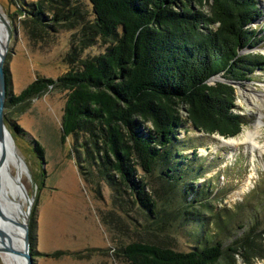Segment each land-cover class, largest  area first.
<instances>
[{
	"label": "trees",
	"instance_id": "obj_1",
	"mask_svg": "<svg viewBox=\"0 0 264 264\" xmlns=\"http://www.w3.org/2000/svg\"><path fill=\"white\" fill-rule=\"evenodd\" d=\"M83 1L91 7L93 19H89ZM18 8L29 18L27 28H47L44 15L48 13L53 30L77 33L66 58L69 68L56 80L37 78L13 97L5 71L7 128L8 112L14 106L29 103L49 88L65 92L63 140L83 136V146L92 145L85 149L87 158L96 155V169L102 177L116 193L128 190L155 225L167 224L168 216L177 221L187 215L191 223L188 207L173 215L166 211L157 215L144 185L135 182L136 171L139 167L150 174L156 161L173 148L186 123L197 132L224 139L241 133L245 121L234 113L233 84L250 82L264 68V55L243 51L264 42V30L250 27L262 17L257 0H37L34 5L22 0ZM99 41L107 45L105 52L82 58L83 52ZM218 75L225 80L210 84ZM34 151L39 158L43 156L39 145ZM175 156L178 159L179 153ZM163 173L174 178L170 168ZM188 191L180 192L187 195ZM97 192L100 195L98 187ZM201 193L193 192L191 200L204 201L206 208L208 195ZM231 211L211 213L207 220L194 219L199 227L189 236L193 245L187 252L131 242L120 245L119 254L129 264H236L235 256L240 254L242 263L249 264L253 256L241 251L251 248L264 223L249 218L256 227L240 240L224 245L221 236L239 209ZM30 221L33 255L35 225Z\"/></svg>",
	"mask_w": 264,
	"mask_h": 264
},
{
	"label": "rangeland",
	"instance_id": "obj_2",
	"mask_svg": "<svg viewBox=\"0 0 264 264\" xmlns=\"http://www.w3.org/2000/svg\"><path fill=\"white\" fill-rule=\"evenodd\" d=\"M36 1L23 0L28 5H34ZM20 2L22 0H0V9L12 31L3 70L7 72L8 91L13 97L19 96L37 78L56 80L65 74L69 68L66 58L74 43L73 35L77 33L57 27L53 30L48 13L44 15L47 28L37 31L27 28L29 18L20 12ZM257 2L262 17L250 27L259 31L264 30V0ZM82 3L89 11V19H93L89 4ZM204 9L208 11L209 8L204 6ZM106 47L99 41L87 48L82 58L102 54ZM243 51L264 55V42L255 49ZM224 80L218 75L210 80V84ZM233 87L236 95L234 113L245 121L241 133L251 130L256 122L260 123L259 143L252 154L242 145L235 149L219 148L212 136L197 132L186 123L178 131L173 148L156 161L150 174L139 167L136 171L135 182L144 185L157 215L163 214L162 211L173 215L175 210L183 211L188 207L191 223L186 215L177 221L168 216L167 224L155 225L151 220L153 217L136 205L128 190L118 194L102 177L96 169V155L87 158L85 149H91L92 145L85 144L84 147L86 139L83 136L78 140L73 136L63 140L65 92L49 88L29 103L11 108L7 129L15 154L26 164L28 174L22 183L28 198L32 199L27 223L28 228L30 220L35 225L34 254L30 253L33 264H129L118 250L120 245L131 242L187 252L193 245L189 236L199 227L194 219H211V213L223 210L239 209L227 233L221 236L224 245L240 240L250 228L256 227L257 223L249 222V218L264 223V68L258 70L250 82L234 83ZM260 103L261 110L258 109ZM181 116L184 120L183 112ZM36 145L43 149L41 158L34 151ZM166 167L172 170L174 178L164 175ZM184 188L190 190L187 195L180 192H184ZM241 190L242 196L234 197ZM198 191H202L200 195H208L206 208L202 206L204 201L200 204L191 200L193 192L197 194ZM26 209L27 206L24 212ZM263 232L264 228L259 229L251 248L241 249L244 255L253 256L249 264H264ZM235 260L236 264H245L240 254ZM0 264H4L1 255Z\"/></svg>",
	"mask_w": 264,
	"mask_h": 264
},
{
	"label": "bare ground",
	"instance_id": "obj_3",
	"mask_svg": "<svg viewBox=\"0 0 264 264\" xmlns=\"http://www.w3.org/2000/svg\"><path fill=\"white\" fill-rule=\"evenodd\" d=\"M6 24L8 19L0 9V56L6 52L8 46ZM261 108H263L262 103L259 104L258 109L261 110ZM259 129L260 123L256 122L251 130H244L236 138L224 139L215 135L212 139L219 148L235 149L242 145L252 154L259 143ZM25 165L20 156L10 150L9 139L5 133L4 140L0 143V209L6 219L16 223L25 220L26 212L23 209L28 205L26 189L22 183L24 176L28 174ZM242 194L243 190L235 193L234 197L240 198ZM4 224L0 226L6 234L0 237V255L3 262L4 264H24L23 258L16 252L22 249L23 231L9 222Z\"/></svg>",
	"mask_w": 264,
	"mask_h": 264
},
{
	"label": "water",
	"instance_id": "obj_4",
	"mask_svg": "<svg viewBox=\"0 0 264 264\" xmlns=\"http://www.w3.org/2000/svg\"><path fill=\"white\" fill-rule=\"evenodd\" d=\"M212 1V0H211ZM7 25V32H8V38H7V44L10 42L11 40V36H12V31H11V27ZM5 58V53H3L0 56V143L3 142L4 137H5V133L6 136H8L9 139V148L10 150L14 152V147H13V141H12V137L5 125V120H4V112H5V98H6V79H5V73L3 70V61ZM220 137V136H219ZM223 138V137H221ZM28 198V196H27ZM28 205H27V209H26V217L25 220H23L20 223H16L15 221H10L9 219H6V217L3 215V213L1 212L0 209V226H4V222L7 223H11L13 225H17L18 227H20L23 231V243H22V249L20 251H16L17 254L23 258L24 260V264H33V259L32 256L30 255V251H29V236H28V215H29V211H30V206H31V202L32 199L28 198ZM7 210V209H5ZM5 234V232L0 228V237L3 236ZM6 235V234H5Z\"/></svg>",
	"mask_w": 264,
	"mask_h": 264
}]
</instances>
